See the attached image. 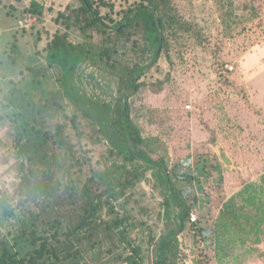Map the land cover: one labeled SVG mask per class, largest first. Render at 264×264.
Instances as JSON below:
<instances>
[{"label": "rangeland", "instance_id": "obj_1", "mask_svg": "<svg viewBox=\"0 0 264 264\" xmlns=\"http://www.w3.org/2000/svg\"><path fill=\"white\" fill-rule=\"evenodd\" d=\"M91 1L110 27L143 2ZM154 1L165 23L161 48L150 44L143 26L121 37L90 26L83 0H0V243L19 259L41 244L23 237L31 210L40 207L39 198L20 197L24 159L18 144L25 137L22 109L11 104L31 93L30 123L53 137L46 149L62 165L59 196L71 191L68 177L79 189L102 176L125 185L115 188L124 197L105 193L96 220L76 237L52 238L55 217L41 224V236H48L58 257L47 259L159 264L161 242L175 229L166 217L174 215L164 177L129 158L115 125L121 83L137 67L144 71L139 92H130L129 116L145 139L138 150L166 160L177 194L191 207L185 229L171 239L166 264H264V0ZM57 35L96 53L73 72L75 103L61 86L62 69L46 61ZM107 49L110 56L98 55ZM34 81H40L36 90ZM75 220L62 218L60 234Z\"/></svg>", "mask_w": 264, "mask_h": 264}, {"label": "trees", "instance_id": "obj_2", "mask_svg": "<svg viewBox=\"0 0 264 264\" xmlns=\"http://www.w3.org/2000/svg\"><path fill=\"white\" fill-rule=\"evenodd\" d=\"M148 3H144V2ZM83 11L87 15L86 20L92 27H96L100 31L107 32L115 31L116 36L121 37L124 34H129V31L136 26L139 28L143 26L150 44L152 46L161 48L164 46V28L165 23L163 18L158 14L160 10L159 4L154 0H143L140 5L130 9L127 16L122 22L117 23L110 27L107 22L99 15L98 9H95L91 0H83ZM123 27L121 30L119 28ZM106 52V53H105ZM110 49L104 50L98 55L102 58L108 54L110 56ZM158 52V50H157ZM93 53L86 46H77L72 44L64 36L57 35L50 43L47 51L46 61L51 67H59L63 71L61 86L65 91V95L72 103L77 102L78 94L74 92L71 87V78L73 72L84 62L93 59ZM157 57V54L155 55ZM143 69H132L130 77L127 80H123L120 86V107L119 117L115 121V125L119 133L121 134L124 142L129 147V158L143 164L147 171L152 170L159 176L164 177V184L167 188L168 195L166 204L170 207L175 206V209H179L172 217V212L167 214V220L175 222V229L164 238L159 248L158 262L159 264H166L167 250L171 243V239L176 235L178 230H184L185 225L190 219L191 207L187 205L177 194L176 183L173 182L171 172L166 164V160L162 158H154L146 150H138L139 146L144 145L145 139L142 137L139 128L134 125L129 116V100L132 94L139 92L138 80L142 76ZM40 85V81H34L30 85L32 90H36ZM133 93L131 94L130 92ZM88 103L97 112H103L102 106L99 102L87 99ZM11 104L14 106L19 105L22 109L20 117L23 121L22 128L24 130L25 141L18 144L19 154L23 157V172L24 176L20 185V197L21 200H34L39 198L38 206L39 212L31 210V220H28L24 224L23 237L25 234L32 241L33 245L38 244L41 241L40 246L34 249L27 258L19 259L18 254H13L7 247L0 243V264H58L56 261H51L53 258H58L56 250L53 246H50L48 236L42 235L39 232L40 225L43 223H52V218L55 217L53 226L50 229L55 228V232L52 235L54 239L61 240L63 236L76 237L80 234L81 230L90 226L96 220L101 207V199L105 196L106 192H112V198L119 199L125 196V191H115L118 184L125 186L122 182H118V179L113 177L102 176L101 179L90 178L79 189L76 184L68 177L66 185L71 189L67 197L58 195L60 187L63 182L56 177L57 171L61 166L55 157L48 154L46 145L50 137L47 133L39 131L38 128L31 124L29 115V109L27 107L32 105L31 93H26L20 97L11 99ZM87 114L89 112H86ZM62 129V127H60ZM58 137L62 136V133H57ZM56 142H58L56 140ZM62 143V141H60ZM207 161L202 160L200 163V170L202 172L207 168ZM168 176V178H167ZM185 179H189V176H184ZM179 179V177H177ZM108 180L106 190L98 192L95 188H100L101 184ZM134 185V184H133ZM25 201L23 202V204ZM1 206V205H0ZM69 206V209H64ZM8 214L12 215L13 210ZM75 220V224L68 227L67 232L61 233L56 227L57 224H62V218L72 217ZM127 220L116 219V224L121 226L127 225ZM50 258L51 260L47 259Z\"/></svg>", "mask_w": 264, "mask_h": 264}, {"label": "water", "instance_id": "obj_3", "mask_svg": "<svg viewBox=\"0 0 264 264\" xmlns=\"http://www.w3.org/2000/svg\"><path fill=\"white\" fill-rule=\"evenodd\" d=\"M218 149H219V151H220V153H221V157H222V159H223L224 161H227V156H226V154L224 153V151H223L222 149H220V147H219ZM167 178H168V176H167ZM172 207H173V214L175 215V213H176L175 206L172 205Z\"/></svg>", "mask_w": 264, "mask_h": 264}, {"label": "built area", "instance_id": "obj_4", "mask_svg": "<svg viewBox=\"0 0 264 264\" xmlns=\"http://www.w3.org/2000/svg\"><path fill=\"white\" fill-rule=\"evenodd\" d=\"M191 219H192V222H196L197 221V217L195 214H192L191 215Z\"/></svg>", "mask_w": 264, "mask_h": 264}]
</instances>
